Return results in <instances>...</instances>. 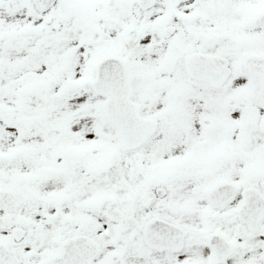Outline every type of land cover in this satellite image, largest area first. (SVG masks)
Segmentation results:
<instances>
[{
	"label": "snow or ice",
	"instance_id": "1",
	"mask_svg": "<svg viewBox=\"0 0 264 264\" xmlns=\"http://www.w3.org/2000/svg\"><path fill=\"white\" fill-rule=\"evenodd\" d=\"M0 264H264V0H0Z\"/></svg>",
	"mask_w": 264,
	"mask_h": 264
}]
</instances>
